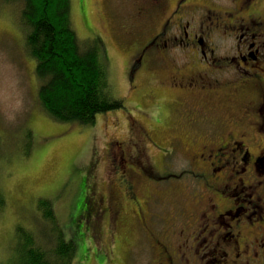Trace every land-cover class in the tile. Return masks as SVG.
<instances>
[{
    "label": "rangeland",
    "instance_id": "1",
    "mask_svg": "<svg viewBox=\"0 0 264 264\" xmlns=\"http://www.w3.org/2000/svg\"><path fill=\"white\" fill-rule=\"evenodd\" d=\"M155 1L72 0L80 39H102L114 94L125 102L123 109L97 115L93 125L58 121L44 110L22 3L1 2L0 188L6 204L0 209V264L17 255L21 226L47 242L48 221L38 210L40 199L53 202L57 220L77 237L72 264H215L222 250L231 255L236 251L233 240L223 241L233 238L228 236L232 231L241 234L240 245L246 248L260 239L258 259L264 257V165L260 171L241 164L245 149L253 157L264 152V128L258 129L264 119L254 111L257 100L248 101L254 95L252 84L233 91L237 88L228 78L235 71L210 62L232 54L230 29L221 23L230 24L249 10H236L240 0ZM178 3L182 10H176ZM202 8L215 10H198ZM139 10L147 14L129 35L133 27H127ZM250 12L264 13V0ZM172 18L202 26L215 53L209 51V59L201 60L172 46L147 57L149 48L144 58L150 62L133 71L132 78L137 54L151 39L163 40L160 28ZM181 32L173 20L166 38ZM207 75L221 79L215 91L174 86V79L187 83ZM255 89L259 96L263 88ZM201 101L206 112L195 110ZM235 141H243L246 148ZM123 164L133 169L126 178L140 194L124 187ZM250 194L255 198L243 201L246 209L239 220L237 215L221 220L219 210L233 208ZM133 196H139L140 210ZM240 261L248 263L244 257Z\"/></svg>",
    "mask_w": 264,
    "mask_h": 264
},
{
    "label": "trees",
    "instance_id": "2",
    "mask_svg": "<svg viewBox=\"0 0 264 264\" xmlns=\"http://www.w3.org/2000/svg\"><path fill=\"white\" fill-rule=\"evenodd\" d=\"M2 1L22 3L26 42L41 80L38 96L47 113L58 121L93 125L97 115L125 108L124 100L114 94L105 44L101 38L80 39L72 0H0V4ZM4 204L0 188V209ZM38 210L48 221L47 242L19 227V251L7 264H72L77 237L57 220L51 200L40 199Z\"/></svg>",
    "mask_w": 264,
    "mask_h": 264
},
{
    "label": "flooded vegetation",
    "instance_id": "3",
    "mask_svg": "<svg viewBox=\"0 0 264 264\" xmlns=\"http://www.w3.org/2000/svg\"><path fill=\"white\" fill-rule=\"evenodd\" d=\"M154 3L156 2L155 0H152ZM182 1L185 0H181L180 3ZM180 3H178V7L176 10H182L180 8ZM258 4V0H240V4L236 3V10H249V13H247L244 17H237L235 19L232 20V22L229 24H227V21L225 20L223 23L222 22V18L219 19L218 23H221L222 27H226L227 29H230V36L233 38V45H232V54L228 55L227 57H222L220 59L219 58H215L212 57L210 58V62H213L218 66H221V68L226 67V72L229 69H232L233 71H235V74L229 75L228 80L229 83L232 85L233 88H237V90H233L235 92H239L241 91V88L243 87H248V85L252 84L251 87L252 91L251 93H253V98H247L248 101H250V99H253L252 102L255 103L254 106V111L257 112L258 114L261 115V117L264 119V18L261 17V15H263L264 13L260 12V13H255V12H250L252 10V8ZM197 10V9H196ZM198 10H215L214 8L211 9H198ZM179 13V12H177ZM147 14V10H139L137 12V14L135 15V20L133 23L129 24L127 28H130L129 26L131 25L133 28L128 30V34L131 35L132 32H134L135 30H137L136 28V22H138V20L142 17L145 16ZM215 14V12L212 11V15ZM217 17V16H214ZM256 17V18H255ZM210 20L212 19V16L209 17ZM173 19V18H172ZM172 19H168L165 23V25L161 26V30H160V37L163 38V40H159V38L157 37V39L159 41L156 40V38L151 39L149 42H147L144 46L143 49L141 50L142 52H139L137 54V61H135L134 65L131 68L130 74L131 77L133 71H135L136 69L142 67L141 69H143L144 64L147 62H150L149 59H147V57H150L151 54L155 53H160V51H162V48L165 49H169L172 46H176V48H184L186 49V51H191L195 54H197V56L202 60V58H206L209 59V51H211L213 54L215 53V50L211 49L209 47V44H207V35H203L207 34L204 31V28L202 26L199 27H192V25L190 24L189 21H186L185 23H182V18L180 19V22L177 23L174 20V22L176 23V25L180 28V30H182V32L177 35V36H173V37H169L166 38L167 35H169V29L170 26H172ZM257 20V21H256ZM211 22V21H210ZM226 29V30H227ZM150 48V49H149ZM149 49V53L148 56L146 57V59L144 58L145 56V52ZM202 57V58H201ZM204 58V59H205ZM140 60V62L138 63V61ZM153 60V59H152ZM209 62V60H208ZM204 63H207V61H204ZM137 64V65H135ZM140 66V67H139ZM235 75V76H234ZM221 79L219 78H211L210 75H207V77H203L200 76L199 78H191L187 83H183V82H179L176 79H174V86L176 87H185V88H189L191 90H197L198 88H200L202 90V92L207 93L206 91H209L210 89H212L213 91H215V87L216 85H220ZM260 89L263 88L262 92L259 94H255L254 93V89ZM255 89V90H256ZM247 101V102H248ZM209 103V102H208ZM196 112L198 111H203L206 112L205 109V105L204 102L201 101V103L199 104V106L195 109ZM239 119V116H237ZM231 119H234V117H231ZM253 123V122H252ZM261 126V127H260ZM258 127L259 131L261 130V128H264V122L261 123ZM236 144H238V147L240 149L246 148V146L243 144V141L241 142H234ZM123 143L119 144V146L121 147ZM236 150V149H234ZM215 156H210V159H214ZM235 157L233 156L232 158H230L229 162H234ZM227 162V163H229ZM241 164L242 165H254V169L257 170L259 169L261 171L262 166L264 165V152L261 151L258 153V155L253 157V154L250 150V148H247L244 150L243 154L241 155ZM211 166L212 169L216 168L215 163L211 162ZM121 170V178L123 181V185L125 188L129 189V193L130 190L134 191L138 194L139 193V189L136 188L135 184H132L131 182H129L126 178V172H133V169L130 167L129 164L125 165L123 164L120 168ZM218 170V169H217ZM152 171V170H150ZM167 173V172H166ZM166 173H163L166 175ZM214 173V172H213ZM239 173V172H238ZM253 175L257 174L260 175L261 172H252ZM264 175V173H263ZM206 176V175H204ZM256 176V175H255ZM207 177V176H206ZM260 183H264V178L260 179ZM258 182V184H260ZM245 186V188L248 187V183L244 182V180H241V185ZM237 185V182H235V186L233 188V190H235L236 192L238 191L237 188H235ZM223 187H227L228 186H223ZM250 188L254 187L252 185L249 186ZM134 189V190H133ZM252 189V191H253ZM224 190V188H223ZM254 194V193H253ZM128 195V193H127ZM251 197L247 198L244 197L243 199H241L238 202V205H234L233 208H229L226 209L224 212L222 211H218V216L221 218V220L224 219H236V216L238 217L237 220H239L241 217L240 215L242 214V212L246 209V204L243 201H253L254 200V196L252 194H250ZM134 202L138 205L137 208L138 210L141 209V205L142 202L139 199V196H133L131 197ZM259 200H262L261 197H259ZM258 200V199H257ZM249 202H247V204H249ZM258 205H261L260 203ZM261 207V206H259ZM258 214V213H257ZM96 219H97V215L95 213ZM235 216V217H234ZM251 216V215H250ZM258 218H260V224L263 223L261 216H259L258 214ZM252 219V218H251ZM251 223L254 224V219L251 220ZM241 226V223H238V227ZM145 232L148 236H150L152 234V231H149V229L147 227H145ZM256 232V231H255ZM254 232V233H255ZM144 233V230H143ZM208 234V233H207ZM147 235L145 236H140L141 239H145L147 237ZM230 237L233 238H223V241H227V240H233L234 241V250H236L234 252L233 255L230 254L229 250H222L221 253L219 252V256L221 257L222 254V259L220 260H213L215 262V264H241L242 260L240 261V259L242 257H244L245 261L248 263H244V264H264V257H262L261 260L258 259V257H260V250L258 248V246L261 247L262 242L260 243V239H258L256 237L255 241L252 240L254 242L252 248L248 247L246 248V246H241L240 245V241L238 238H241V234H236L230 232V234L228 235ZM148 238V237H147ZM228 243V242H227ZM226 244V243H225ZM227 246H229V244H227ZM231 247V244H230ZM203 254V253H202ZM232 256V258L230 259V257ZM177 263L176 261L173 263L175 264Z\"/></svg>",
    "mask_w": 264,
    "mask_h": 264
}]
</instances>
